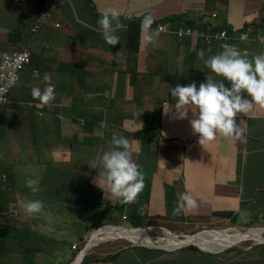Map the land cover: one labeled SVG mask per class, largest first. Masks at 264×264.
<instances>
[{
	"label": "clouds",
	"instance_id": "obj_1",
	"mask_svg": "<svg viewBox=\"0 0 264 264\" xmlns=\"http://www.w3.org/2000/svg\"><path fill=\"white\" fill-rule=\"evenodd\" d=\"M66 1L69 0H61ZM230 1L205 0L194 12L182 11L164 18L148 11L126 14L122 19L116 10L102 14L98 24L107 44L120 42L113 27L115 21L119 26L116 29L125 28L127 36L119 63L109 66L101 61V57L111 54L108 48H102L97 54L82 35L83 30L55 19V0H20L26 18L7 32L6 42L11 47L4 49L0 37V109H6L0 111L14 109L18 116L21 111H34L42 119L56 111L61 90L77 91L74 95L77 102L69 103L62 112L76 127L58 140L56 150L62 166H56L54 171L60 169L62 178L84 179L91 192L83 193L85 207L78 208L72 200L62 206L70 215L74 211L77 215L81 213L79 229H71L63 241L65 248L69 247L62 261L65 264H85L92 256L102 260L108 257L106 262H110L126 251L145 255L142 264H227L230 262L227 253L231 251L246 254L264 247V223L240 225L244 222L241 210L233 208L232 197L222 185H214L197 196L187 186L186 168L172 181L162 178V146L172 139L165 137L164 127H153V120L168 114L173 106L178 119L186 118L191 111L193 118L189 123L201 143L217 134L239 136L242 129L234 117L252 108L264 107V0L259 2L254 15L237 17L231 15ZM76 13L77 8L72 15ZM133 20L139 22V34L143 38V47L135 55L130 54L128 40ZM19 31L22 36L16 39ZM159 37L160 48L158 45L155 55L150 43L155 44ZM186 39L191 40L188 46L180 44ZM24 54L28 57L24 58ZM3 55L20 57L14 67L3 68ZM141 83L149 91L141 90L139 96L137 85ZM126 89L135 92L133 98L137 103L153 107V112L147 111V125L141 130H136L130 118H110L112 108L116 114L122 113L115 103V95L124 94ZM13 96L21 100L14 101ZM17 103L26 108L17 109ZM42 126L41 135L45 128ZM14 128L20 132L23 142L21 122ZM29 131L31 141L37 144ZM247 137L245 131L242 143ZM244 154L246 158L251 155L246 150ZM39 156L46 169V163ZM257 158L258 172L264 174V146L258 149ZM5 167L0 166L5 171L0 183V213L3 214L0 251L6 259L0 264H9L11 254L24 256L25 232L49 229L45 223L39 226L38 221L46 220L54 212L46 207L47 192L43 184L39 186L31 178H26L25 183H16ZM259 192H264V187ZM240 204L260 208V202L255 198L245 199L242 191ZM10 205L15 214L11 219ZM115 212L122 214L124 222H116ZM133 212L142 224L133 225ZM56 214L60 215L58 211ZM263 214L264 208L260 216L264 217ZM239 215V223L233 224ZM52 230L62 231L58 227ZM10 231L21 232L13 244L9 243ZM135 231L146 233L141 243L123 236H104L108 232ZM211 231L224 233L204 234ZM80 232L85 233L75 238ZM251 232H260L262 240L245 238L219 251L207 247L225 240L224 235L244 236ZM114 242L125 245L116 251H106Z\"/></svg>",
	"mask_w": 264,
	"mask_h": 264
},
{
	"label": "crops",
	"instance_id": "obj_2",
	"mask_svg": "<svg viewBox=\"0 0 264 264\" xmlns=\"http://www.w3.org/2000/svg\"><path fill=\"white\" fill-rule=\"evenodd\" d=\"M49 1L52 2V0ZM55 1L57 2L55 19H62L71 27L83 30L81 32L82 35L92 44L97 54H100L102 48H108L111 54L101 57V61L104 64L111 66L114 63H119V56L127 45L125 28L116 29L119 26L117 21L114 22L115 34L120 37V42L116 45H109L102 38L101 28L98 24L99 19L93 16L91 5H86L83 0H69L64 3L61 0ZM91 1L95 3L100 17L104 13L116 10L121 19L126 14H140L146 11L157 18L176 15L182 11L191 13L198 10L205 2V0ZM259 2L261 0H231V15L234 17L254 15ZM23 8L24 6L20 4V0H0V37L3 40L2 47L4 49L11 47L6 42L7 32L10 29L17 28L19 23L25 21L26 16L23 13ZM76 8L77 13L72 15ZM187 19L189 17H186ZM190 22L198 23V20ZM160 43V37L156 39L155 44L150 43L153 54L156 55L158 53V45L160 48ZM190 43L191 40L189 39L180 42V44L186 46ZM27 84L29 86L32 85L29 78ZM76 93L77 91L72 88L61 90L56 100L58 105L56 111L49 112L46 117L40 119V122L45 126L41 133L46 137L47 148L50 143L56 144L61 135L70 134L76 127L70 121V117L62 113L66 105L77 102L74 96ZM133 95H135V92L128 89L120 96L116 94L115 103L121 107L122 113L116 114L115 109L112 108L110 118H130L134 122L136 130H141L147 125V111L153 112V107H145L142 103H137ZM13 100L20 101L21 97L13 96ZM1 112L6 113L7 111ZM19 116L22 118L21 132L23 142L19 144L16 128L12 127L10 129L8 138L6 137L7 132L0 129V166L6 165L5 168L9 176L14 177L16 183H25L26 178H31L36 180L40 186V179L45 175L46 169L43 168L44 164L40 161V156L37 152L39 151L38 144H34L28 136L30 133L29 120L37 118L38 115L34 111H21ZM192 118V113L189 111L186 118L178 119L173 106L168 114L158 120H153V127H164L165 137L172 139L162 146V178L166 181H172L180 175L184 167L186 168L187 186L192 193L201 196L207 190L212 189L214 185L220 184L228 190L233 198L231 200L233 208L241 210L244 222L239 223L240 225L257 221L264 223V217L260 216L262 208H264V202L262 201L264 192L261 195L257 193L260 188L264 187V174H259L258 172L259 162L257 158L258 149L260 146H264V107H255L245 114L238 113L234 117L240 129H242L239 136L217 134L212 140L201 143H199L198 136L193 132L189 123ZM245 131H247L248 137L242 143ZM7 143H10L9 147ZM241 144L243 146H240ZM245 150L251 154L247 158L244 154ZM53 153L57 156V161L60 162L57 166H62L56 148ZM241 191L245 199L252 200V198H255L258 203L260 201V208H254L249 211L250 207L252 208L251 205L242 206L240 204ZM0 193L2 194V188H0ZM254 210L257 211V217L253 215ZM221 232L211 231L204 234H221ZM227 254L230 258V262L227 264H257V262L262 261L258 256V250L246 254H242L239 250H234ZM120 255L123 256L120 258L118 256L110 262H106L109 260L108 257L102 260L101 257L92 256L86 259L85 264H142L141 260L145 257L143 254L136 256L129 253V251L122 252ZM128 255H131V257ZM204 258L206 259V257ZM5 259L6 256L0 251V263Z\"/></svg>",
	"mask_w": 264,
	"mask_h": 264
},
{
	"label": "rangeland",
	"instance_id": "obj_3",
	"mask_svg": "<svg viewBox=\"0 0 264 264\" xmlns=\"http://www.w3.org/2000/svg\"><path fill=\"white\" fill-rule=\"evenodd\" d=\"M258 49H260V46H257ZM138 87V95L140 96L141 90H144L146 92L149 91V87L145 83H141L137 85ZM144 101V98H143ZM17 109H25L26 105L17 103L16 104ZM117 113H120L119 111ZM41 118H34L33 120H29V129L32 131L33 139L38 144L39 151H37L41 157L42 161L46 163L45 168L48 171V174L43 175L40 179V183L43 184V189L46 190V196L44 197L47 201L46 207L49 209H53L54 212H52L46 220L43 219L38 221V225L41 224L46 225L47 230L43 229H37L32 230L30 232H25V245H26V253L24 256L17 257L15 255L9 256V264H20L21 262H24L25 264H65V262H62L65 259V254H68V248H65L64 246V240L67 239V237L70 235L71 229H79V219L78 217L81 215L76 214L74 211L71 215L67 212L68 209L63 208L67 201L72 200L74 204H78V208L85 207V198L83 193L84 192H91V189L88 187L84 179L78 177L76 179H67L62 178L59 176L61 173V170L54 171V168L60 164L59 161H57V158H53L50 152L55 151V148L59 146V143L54 144L50 143L49 147L46 146V140H44V137L39 133V130L43 127L42 123L40 122ZM22 118L18 116L14 109H11V111H7L6 113L0 111V129L7 132L6 137H9V131L12 127L18 126L20 124ZM18 138H19V144L22 142L20 139V132H18ZM14 144V143H12ZM7 146H10V143H7ZM55 147V148H54ZM5 171L0 170V175H2ZM52 172V173H51ZM2 182V179H0V183ZM260 195L263 192H259ZM258 193V194H259ZM54 198L55 200H53ZM233 199V198H230ZM260 200V199H259ZM231 201V200H230ZM262 201L264 202V195L262 196ZM260 202V201H259ZM63 206V207H62ZM77 206V205H76ZM70 208V207H69ZM255 207H250L249 211L251 209H254ZM74 210V209H70ZM57 211L60 213V215H57ZM253 215L257 217L256 212L253 211ZM9 217L10 219L15 215L13 210L11 209V205L9 208ZM116 216V222H124L122 218L121 213L115 212L114 214ZM264 215V214H263ZM230 217L236 219L235 216L230 215ZM3 218V214L0 213V219ZM243 219V218H242ZM15 220H18L17 217H15ZM240 221V215L237 217V220L233 222V224H238ZM37 224V222H34ZM255 224V223H254ZM256 224H259V221L256 222ZM60 228L61 232H55L52 230V228ZM85 233V232H83ZM83 233H78L75 235V238H78V236H83ZM221 233H224L221 232ZM256 233V232H255ZM17 234L21 235V232H9V243L13 244L15 243L18 238ZM31 234V235H29ZM35 234V235H33ZM225 239H231L233 240V244L240 242L242 239H245V235H233V236H226L224 235ZM21 241V238H20ZM219 242H222V240H219ZM219 242H213L215 244ZM125 244L122 242H114L111 243L106 251H116L123 247ZM211 250L216 251L215 248H210ZM131 257V255H128ZM258 256L262 259L261 262H257V264H264V247H258Z\"/></svg>",
	"mask_w": 264,
	"mask_h": 264
},
{
	"label": "trees",
	"instance_id": "obj_4",
	"mask_svg": "<svg viewBox=\"0 0 264 264\" xmlns=\"http://www.w3.org/2000/svg\"><path fill=\"white\" fill-rule=\"evenodd\" d=\"M91 4V9L94 17L100 18L96 11V5L93 1L87 0ZM136 20H133L130 24V37H129V45H130V54L135 55L139 52V50L143 47V38L139 34V22H135ZM22 36V31H19L17 33L16 39H20ZM10 39H13L12 37ZM134 215L132 216V223L133 225H140L142 224L141 219L135 214L136 212H133Z\"/></svg>",
	"mask_w": 264,
	"mask_h": 264
},
{
	"label": "bare ground",
	"instance_id": "obj_5",
	"mask_svg": "<svg viewBox=\"0 0 264 264\" xmlns=\"http://www.w3.org/2000/svg\"><path fill=\"white\" fill-rule=\"evenodd\" d=\"M223 232V231H222ZM106 238L113 237V236H123L127 237L128 239H131L132 241H136L138 243H141L142 239L145 238L146 233L144 231H135L132 233H124V232H119V233H105L104 235ZM245 238L247 239H255L257 241L262 240L260 237V232H251L248 235H245ZM233 245V240L231 239H225L222 240V242H219L217 244L212 243L210 246H207L208 248H215L216 251L222 250L223 248Z\"/></svg>",
	"mask_w": 264,
	"mask_h": 264
},
{
	"label": "built area",
	"instance_id": "obj_6",
	"mask_svg": "<svg viewBox=\"0 0 264 264\" xmlns=\"http://www.w3.org/2000/svg\"><path fill=\"white\" fill-rule=\"evenodd\" d=\"M20 55H3L2 56V62H1V65L3 68H7V67H14L16 62L18 61ZM24 58H27L28 55L27 54H24L23 55Z\"/></svg>",
	"mask_w": 264,
	"mask_h": 264
}]
</instances>
